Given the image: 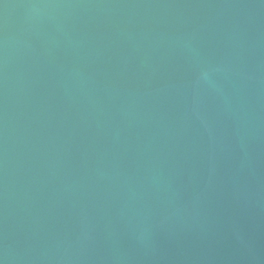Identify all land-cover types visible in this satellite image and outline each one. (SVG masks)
<instances>
[{
    "label": "water",
    "instance_id": "1",
    "mask_svg": "<svg viewBox=\"0 0 264 264\" xmlns=\"http://www.w3.org/2000/svg\"><path fill=\"white\" fill-rule=\"evenodd\" d=\"M0 264H264V0H0Z\"/></svg>",
    "mask_w": 264,
    "mask_h": 264
}]
</instances>
